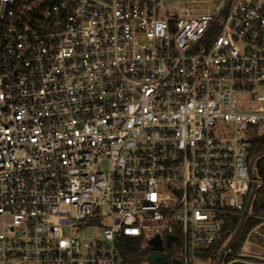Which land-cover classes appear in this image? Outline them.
Segmentation results:
<instances>
[{"label":"built area","instance_id":"2783aa9c","mask_svg":"<svg viewBox=\"0 0 264 264\" xmlns=\"http://www.w3.org/2000/svg\"><path fill=\"white\" fill-rule=\"evenodd\" d=\"M261 87L264 0H0V264H133L156 235L212 264L264 186Z\"/></svg>","mask_w":264,"mask_h":264},{"label":"trees","instance_id":"16d2710c","mask_svg":"<svg viewBox=\"0 0 264 264\" xmlns=\"http://www.w3.org/2000/svg\"><path fill=\"white\" fill-rule=\"evenodd\" d=\"M264 152V132L262 134L256 135L252 140V145L250 148V160H253L258 154ZM259 173L264 175V158L258 162ZM264 201V186L260 187L256 193V198L253 203L252 210L256 214L264 215V208L261 207V203ZM241 218L239 216L231 218V221L227 225L223 238L210 247L205 253V258H211L212 264H216L224 245L233 235L240 224ZM262 223L261 219L249 218L247 219L243 230L241 231L238 239L232 245L229 250V254L225 257V263L237 259L241 254V249L248 239L250 233ZM143 241L138 239L125 238L123 245L120 247L121 254L128 263H141L149 258L152 250L149 246H142ZM173 249L168 251L166 259L158 260L157 264H174ZM247 260L254 261L253 257H248Z\"/></svg>","mask_w":264,"mask_h":264},{"label":"water","instance_id":"95a60500","mask_svg":"<svg viewBox=\"0 0 264 264\" xmlns=\"http://www.w3.org/2000/svg\"><path fill=\"white\" fill-rule=\"evenodd\" d=\"M262 158H264V152L258 154L250 164L251 174L254 179L256 178V174L254 172V165L258 160H261ZM257 191H258L257 182L254 180L253 187L249 195L246 207L241 215L240 224L238 228L236 229V231L233 233V235L230 237V239L227 241V243L224 245V248L216 264H255L254 262L247 260V256H244V255L228 263H225V257L226 255L229 254L230 248L235 243V241L238 239L241 231L243 230V227L247 220L248 213L250 209L252 208V205L256 198ZM261 207L264 208V201L261 203ZM174 238L175 237L173 236L168 237L167 244L171 245ZM150 245H151V250L154 252L149 255L148 259L150 260L152 264H155L158 260H164L166 258L165 254L162 253L165 251V246H164V243L160 235H156L154 238H152L150 240ZM174 264H180V262L178 260H175Z\"/></svg>","mask_w":264,"mask_h":264},{"label":"rangeland","instance_id":"374dc122","mask_svg":"<svg viewBox=\"0 0 264 264\" xmlns=\"http://www.w3.org/2000/svg\"><path fill=\"white\" fill-rule=\"evenodd\" d=\"M200 10L199 12H205L207 5L202 4L199 6ZM259 91L261 92L260 94H264V87L259 88ZM259 239L264 241V220L262 223L257 226L249 235L247 241L245 242L244 246L242 247V255L245 256H253V257H259L263 256L264 250L259 248L257 244L259 243Z\"/></svg>","mask_w":264,"mask_h":264},{"label":"flooded vegetation","instance_id":"af4514ba","mask_svg":"<svg viewBox=\"0 0 264 264\" xmlns=\"http://www.w3.org/2000/svg\"><path fill=\"white\" fill-rule=\"evenodd\" d=\"M171 249V245H168V244H165V252H166V254H165V256H167V254H168V251ZM154 251H152V253H153ZM166 259V258H165Z\"/></svg>","mask_w":264,"mask_h":264}]
</instances>
